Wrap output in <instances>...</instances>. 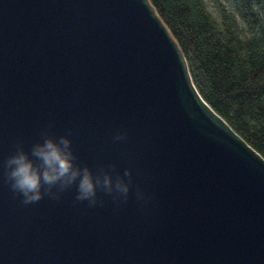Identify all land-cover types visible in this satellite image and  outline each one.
<instances>
[{"label": "water", "instance_id": "water-1", "mask_svg": "<svg viewBox=\"0 0 264 264\" xmlns=\"http://www.w3.org/2000/svg\"><path fill=\"white\" fill-rule=\"evenodd\" d=\"M45 134L94 172L131 169L128 199L25 204L4 164ZM0 264H264V160L149 0H0Z\"/></svg>", "mask_w": 264, "mask_h": 264}, {"label": "trees", "instance_id": "trees-1", "mask_svg": "<svg viewBox=\"0 0 264 264\" xmlns=\"http://www.w3.org/2000/svg\"><path fill=\"white\" fill-rule=\"evenodd\" d=\"M149 0L203 99L264 160V0Z\"/></svg>", "mask_w": 264, "mask_h": 264}, {"label": "clouds", "instance_id": "clouds-1", "mask_svg": "<svg viewBox=\"0 0 264 264\" xmlns=\"http://www.w3.org/2000/svg\"><path fill=\"white\" fill-rule=\"evenodd\" d=\"M125 136L126 133L121 132L115 140L121 141ZM4 169L11 189L25 204L37 203L45 195L58 199L60 193L74 187L77 202L96 206L101 191L116 199L127 200L132 190L131 169L115 176L108 170L94 172L90 166L78 162L72 137L68 134H45L30 150L22 143L17 144ZM143 196L137 189V199Z\"/></svg>", "mask_w": 264, "mask_h": 264}, {"label": "rangeland", "instance_id": "rangeland-1", "mask_svg": "<svg viewBox=\"0 0 264 264\" xmlns=\"http://www.w3.org/2000/svg\"><path fill=\"white\" fill-rule=\"evenodd\" d=\"M209 8L214 12L218 5H225L227 7H230L231 0H206Z\"/></svg>", "mask_w": 264, "mask_h": 264}]
</instances>
